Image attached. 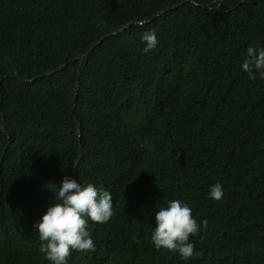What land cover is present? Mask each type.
<instances>
[{"label":"trees","instance_id":"trees-1","mask_svg":"<svg viewBox=\"0 0 264 264\" xmlns=\"http://www.w3.org/2000/svg\"><path fill=\"white\" fill-rule=\"evenodd\" d=\"M249 46L264 48V0H0V264H51L33 224L65 176L103 185L114 209L69 264H264V79L241 69ZM175 199L207 221L188 261L150 239Z\"/></svg>","mask_w":264,"mask_h":264},{"label":"clouds","instance_id":"clouds-1","mask_svg":"<svg viewBox=\"0 0 264 264\" xmlns=\"http://www.w3.org/2000/svg\"><path fill=\"white\" fill-rule=\"evenodd\" d=\"M142 23V22H141ZM142 52L147 54L158 45L155 31H145L141 36ZM249 79L255 80L257 73L264 79V48L249 46L241 64ZM149 150L151 147L149 146ZM48 188L54 193L46 211L33 224L38 233L39 251L51 264H69L73 252L96 250L88 222L105 224L114 215L111 193L103 185L78 183L65 176L59 187ZM208 197L219 201L224 195L223 185L218 181L210 185ZM207 228V221L197 222L188 203L169 200L155 212V226L151 232V243L155 249H167L188 261L199 257L190 237Z\"/></svg>","mask_w":264,"mask_h":264},{"label":"water","instance_id":"water-1","mask_svg":"<svg viewBox=\"0 0 264 264\" xmlns=\"http://www.w3.org/2000/svg\"><path fill=\"white\" fill-rule=\"evenodd\" d=\"M171 8H172V6L168 7V9H171ZM163 12H164V11H161V12L157 13L154 17L160 15V14L163 13ZM154 17H153V18H154ZM147 21H150V20H147ZM140 23H141V22H140ZM129 25H130V23L126 24L125 26H123L122 28H120L118 31H116V32H114V33H117V32H119V31L125 29V28H126L127 26H129ZM104 38H105V37H103L101 40H99L97 43H95V44L92 46V48L90 49V51H91L96 45H98L99 43H101L102 40H104ZM90 51H89V52H90ZM89 52H87L86 54H83L82 56L87 55ZM79 129H80V127H79Z\"/></svg>","mask_w":264,"mask_h":264}]
</instances>
